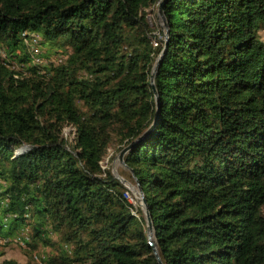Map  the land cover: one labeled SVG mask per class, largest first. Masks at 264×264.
I'll return each instance as SVG.
<instances>
[{"label":"trees","instance_id":"obj_1","mask_svg":"<svg viewBox=\"0 0 264 264\" xmlns=\"http://www.w3.org/2000/svg\"><path fill=\"white\" fill-rule=\"evenodd\" d=\"M155 1L0 0V239L57 248L2 264H264V0Z\"/></svg>","mask_w":264,"mask_h":264},{"label":"rangeland","instance_id":"obj_2","mask_svg":"<svg viewBox=\"0 0 264 264\" xmlns=\"http://www.w3.org/2000/svg\"><path fill=\"white\" fill-rule=\"evenodd\" d=\"M162 3L160 4L159 0H156L155 2H150L148 5H146L144 11L147 14V18L149 21L150 26V36L153 39V42L156 43V40H161L166 36L167 32V22L166 18L162 12ZM40 39V56H41V63L46 62H52V61H60L63 58H60L62 53L60 54L59 51H57V48H54L53 46L49 45L45 40L42 41L41 37ZM29 48L31 47L28 44ZM31 49V48H30ZM29 49V50H30ZM34 53L33 55H35ZM0 55L4 56V52L0 49ZM40 63L39 61H37ZM15 67H18V64L15 63ZM74 126L69 125L65 128L64 132L65 135L69 138H73ZM120 143L112 144L107 153L104 156V159L102 160V164L105 168L110 167L113 171V173L119 177L122 182L126 185L128 188L127 197L129 200L136 206L141 207L145 209L144 202L142 200L141 192L136 185L135 182H132L131 179H129L127 176L123 174V171L128 169L122 159H121V151L124 149L120 148ZM19 151V149L17 150ZM136 210V209H135ZM149 238L151 241L155 240V231L153 226L149 229L148 232ZM52 238L50 240L57 241L56 235H52ZM0 251H3V253L0 255V264H2L3 260L5 258H16L21 263H28L29 261L34 262L33 254L36 253V255H42V254H49V253H56L57 248L56 245L52 244H46L45 242H42V240L38 243V247L36 249H33L31 245L24 244L21 241H8L4 243V240H1L0 242ZM35 255V256H36ZM36 258V257H35ZM36 261V260H35Z\"/></svg>","mask_w":264,"mask_h":264},{"label":"water","instance_id":"obj_3","mask_svg":"<svg viewBox=\"0 0 264 264\" xmlns=\"http://www.w3.org/2000/svg\"><path fill=\"white\" fill-rule=\"evenodd\" d=\"M161 8H162V7H161ZM168 46H169V44L167 43V45H166V49L163 51V54L166 53V51H167V47H168ZM156 66H157V64H156ZM155 73H156V67H155V69L153 70V73H152V75H151V81H152V83H153L154 89H156V86H155ZM127 149H128V146L125 147V148L121 151V153H120L122 161H124V160H123V156H124V153L126 152ZM139 190H140V192H141L142 200H143L144 205H145V213H146V216H147V219H148V225H149V229H150V228L153 226V224H152L151 214H150V211H149L148 205L145 204L146 197H145V195H144L143 189L139 188ZM151 242H152V241H151ZM152 244H153V242H152ZM155 253H156L157 257H158V260H159L160 264H164L163 261H162V259H161V257H160V255H159V252H158V249H157V248H155Z\"/></svg>","mask_w":264,"mask_h":264},{"label":"built area","instance_id":"obj_4","mask_svg":"<svg viewBox=\"0 0 264 264\" xmlns=\"http://www.w3.org/2000/svg\"><path fill=\"white\" fill-rule=\"evenodd\" d=\"M23 34H24V36L26 38V41L31 46V49L33 50V53H36L34 55L36 57L37 53L40 51V39H39V36L35 32H30V31L29 32L24 31ZM22 151H23L22 149H19V152H22ZM18 238L19 237L15 238L14 240L21 241ZM6 240H8V239H6ZM21 242H23V241H21Z\"/></svg>","mask_w":264,"mask_h":264}]
</instances>
